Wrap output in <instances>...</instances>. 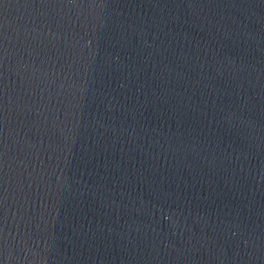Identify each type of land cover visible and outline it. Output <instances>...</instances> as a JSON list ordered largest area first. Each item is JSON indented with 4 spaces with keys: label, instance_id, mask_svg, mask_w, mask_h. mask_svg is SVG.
Segmentation results:
<instances>
[{
    "label": "water",
    "instance_id": "water-1",
    "mask_svg": "<svg viewBox=\"0 0 264 264\" xmlns=\"http://www.w3.org/2000/svg\"><path fill=\"white\" fill-rule=\"evenodd\" d=\"M0 264H264V0H0Z\"/></svg>",
    "mask_w": 264,
    "mask_h": 264
}]
</instances>
